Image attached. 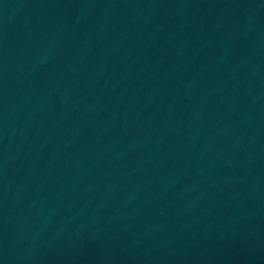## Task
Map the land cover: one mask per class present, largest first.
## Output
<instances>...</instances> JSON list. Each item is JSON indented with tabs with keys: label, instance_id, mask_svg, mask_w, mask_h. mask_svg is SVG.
I'll return each instance as SVG.
<instances>
[{
	"label": "water",
	"instance_id": "95a60500",
	"mask_svg": "<svg viewBox=\"0 0 264 264\" xmlns=\"http://www.w3.org/2000/svg\"><path fill=\"white\" fill-rule=\"evenodd\" d=\"M0 264H264V0H0Z\"/></svg>",
	"mask_w": 264,
	"mask_h": 264
}]
</instances>
